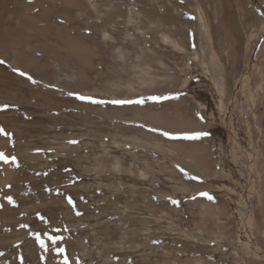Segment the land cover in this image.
Listing matches in <instances>:
<instances>
[{
	"label": "rangeland",
	"instance_id": "374dc122",
	"mask_svg": "<svg viewBox=\"0 0 264 264\" xmlns=\"http://www.w3.org/2000/svg\"><path fill=\"white\" fill-rule=\"evenodd\" d=\"M0 61V264H264V0H0Z\"/></svg>",
	"mask_w": 264,
	"mask_h": 264
},
{
	"label": "snow or ice",
	"instance_id": "6c2138e0",
	"mask_svg": "<svg viewBox=\"0 0 264 264\" xmlns=\"http://www.w3.org/2000/svg\"><path fill=\"white\" fill-rule=\"evenodd\" d=\"M0 63H4V61H0ZM21 75H24L23 73H21ZM29 79H31V77H29ZM34 82V81H33ZM77 99H80V100H89L91 103H107L106 101H98V100H92L91 98L89 97H82V96H78ZM151 99L153 100H157V99H161V98H158V97H152ZM143 101H124V100H114L112 101L113 104H131V103H142ZM0 135H8L7 133L4 132V130L2 128H0ZM162 135H165V136H169L168 133H162ZM203 135H206V133H202V132H195V133H192V134H188V135H184L182 138L185 139V140H196V139H199L201 136ZM169 138L171 139H175L177 137H173V136H169ZM74 143V142H73ZM0 161H3L5 164L7 163H11L13 164L14 166H18L16 164V159L15 157H12L11 160H9V158L3 153V152H0ZM192 179H196V177H192ZM201 196H204L206 197L207 199L211 200L212 197L209 196L207 193H201L200 194ZM7 200H8V203L9 204H13V200L11 197H7ZM68 203L69 204H72V200L71 198L68 199ZM173 203H176V201H173ZM79 214V213H78ZM47 236V234H45ZM63 237L61 236H47V239H49L52 243V246L55 248V250L59 253H63L65 250L64 248H56V245H57V242L59 240H61ZM36 240L37 242L40 244V247L41 248H45V244H44V241L40 239V236L37 235L36 236ZM64 264H68V261H67V258H65L64 260Z\"/></svg>",
	"mask_w": 264,
	"mask_h": 264
},
{
	"label": "bare ground",
	"instance_id": "6f19581e",
	"mask_svg": "<svg viewBox=\"0 0 264 264\" xmlns=\"http://www.w3.org/2000/svg\"><path fill=\"white\" fill-rule=\"evenodd\" d=\"M15 3H17V2H15ZM14 5H16V4H14ZM18 5V4H17ZM22 5V4H21ZM19 6V5H18ZM17 7V6H16ZM23 9H25V10H30V8H28L27 6H25L24 4H23ZM38 7V6H37ZM40 8H42L41 6H40ZM23 9H21V10H23ZM24 10V11H25ZM34 10V9H33ZM42 10V9H41ZM23 11V12H24ZM43 13V12H42ZM32 14V11H31V13H30V15ZM26 15V14H25ZM45 15V14H44ZM43 15V16H44ZM32 19H31V18ZM28 16L27 17V20L26 21H29L30 22V24L31 25H33V26H38V28H39V23L37 22V19L36 18H38L39 16H36V18L34 17H32V16ZM41 28V27H40ZM39 28V29H40ZM46 29V28H45ZM43 30H44V28H43ZM47 30V29H46ZM66 30V29H65ZM60 33V32H59ZM63 33H67V32H64V29H63ZM55 34H57V33H55ZM62 34V33H61ZM62 35H60V37H61ZM61 39H63V41H65V43L67 44V46L66 47H68V48H70V49H72V47L71 46H73L72 45V43H71V45L70 46H68V43L70 42V41H68V38H64V37H62ZM18 53V52H17ZM15 55H16V53H15ZM26 56V55H25ZM17 58H19V60L22 62V64H23V66L24 67H26V66H29V63L28 62H26L25 64H24V60H23V58L21 57V55H19L18 54V57ZM26 58V57H25ZM18 60V59H17ZM23 60V61H22ZM26 61V60H25ZM31 61V60H30ZM192 120V119H191ZM190 119H182V120H178V121H176V122H174L175 123V125L173 126V127H177V128H182L183 129V127H187V128H190V129H194L195 127H196V125L191 121ZM222 206V205H221Z\"/></svg>",
	"mask_w": 264,
	"mask_h": 264
}]
</instances>
